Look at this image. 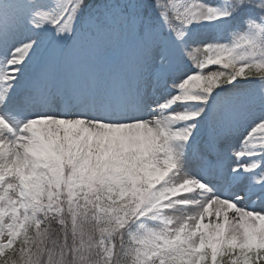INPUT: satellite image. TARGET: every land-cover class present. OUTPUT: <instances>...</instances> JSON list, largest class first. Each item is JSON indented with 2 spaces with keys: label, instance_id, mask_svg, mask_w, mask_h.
Returning <instances> with one entry per match:
<instances>
[{
  "label": "snow or ice",
  "instance_id": "6c2138e0",
  "mask_svg": "<svg viewBox=\"0 0 264 264\" xmlns=\"http://www.w3.org/2000/svg\"><path fill=\"white\" fill-rule=\"evenodd\" d=\"M0 264H264V0H0Z\"/></svg>",
  "mask_w": 264,
  "mask_h": 264
}]
</instances>
